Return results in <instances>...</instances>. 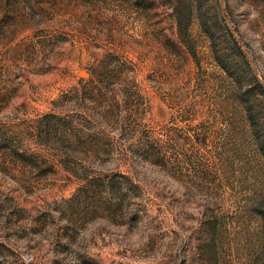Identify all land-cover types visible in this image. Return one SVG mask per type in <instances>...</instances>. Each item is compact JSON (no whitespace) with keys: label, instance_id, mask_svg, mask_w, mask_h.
I'll return each instance as SVG.
<instances>
[{"label":"rangeland","instance_id":"1","mask_svg":"<svg viewBox=\"0 0 264 264\" xmlns=\"http://www.w3.org/2000/svg\"><path fill=\"white\" fill-rule=\"evenodd\" d=\"M0 264H264V0H0Z\"/></svg>","mask_w":264,"mask_h":264},{"label":"trees","instance_id":"2","mask_svg":"<svg viewBox=\"0 0 264 264\" xmlns=\"http://www.w3.org/2000/svg\"><path fill=\"white\" fill-rule=\"evenodd\" d=\"M221 65H222V67H226V66H224L222 63H221Z\"/></svg>","mask_w":264,"mask_h":264}]
</instances>
